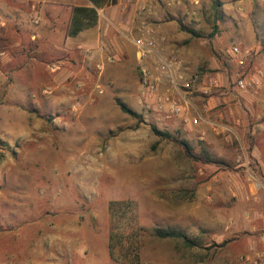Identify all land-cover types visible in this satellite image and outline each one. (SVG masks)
<instances>
[{"label": "rangeland", "instance_id": "1", "mask_svg": "<svg viewBox=\"0 0 264 264\" xmlns=\"http://www.w3.org/2000/svg\"><path fill=\"white\" fill-rule=\"evenodd\" d=\"M237 1L200 0L191 12L186 0L178 6L158 0L150 15L175 20L185 36L179 42L188 51L185 62L167 41L159 53L182 61L193 90L177 93L167 70L153 61L144 66L161 93L179 101L188 116H200L197 124L164 119L143 96L133 41L131 58L108 63L106 57L79 78L67 58L69 68L55 81L59 57L13 50L0 40V264H239L246 232H232L231 213L221 211L237 202H216L202 191L208 160L198 139L207 123L204 106L219 95L231 99L235 70L244 71L232 62L231 48L250 50L245 66L264 72V0ZM3 30L10 36L12 26L0 24ZM210 78L219 88L200 95ZM247 92L253 100L238 111L250 117L253 144L264 129V78ZM117 101L136 117L121 112ZM175 140L185 141L197 159ZM231 170L243 175L241 168ZM155 229L181 233L192 244L159 238Z\"/></svg>", "mask_w": 264, "mask_h": 264}, {"label": "crops", "instance_id": "2", "mask_svg": "<svg viewBox=\"0 0 264 264\" xmlns=\"http://www.w3.org/2000/svg\"><path fill=\"white\" fill-rule=\"evenodd\" d=\"M186 1L194 12V5L200 0H196L198 4H193L195 0ZM181 2L176 0L169 6H178ZM158 3V0H0V24L12 26L10 36H5L4 30L0 32V40L8 41L13 50L59 57L62 61L52 69L59 70L55 81L63 70L69 68L64 65L67 58L74 62L71 72H75L78 78L91 72L92 65L106 57L131 58L130 47L139 25L152 28L157 38L167 41V49L178 53L185 62L188 51L185 46H179L185 36L178 32L176 21L161 20L158 14L152 20L150 18ZM74 7L94 8L97 20L92 27L69 36ZM177 62L182 63L179 58ZM106 71H111V67L107 66ZM231 91L232 100L219 95V98L210 99L203 109L206 113L204 123L209 126L207 123L202 125L198 136L208 160L202 166L207 175L202 191H208L210 196L207 198L216 202H237L236 207L226 204L221 211L231 213L228 223L232 232L236 235L246 232L242 250H264V144L259 145V141L264 140V129L255 136L258 143L252 144L255 129L253 131L252 124H249V115H239L238 109L248 107L253 99L247 90L238 91L232 87ZM250 165L256 168V173L250 171ZM236 168H241L243 175L231 170ZM221 211L219 207L214 210L219 217L217 224ZM228 228L227 225L225 230Z\"/></svg>", "mask_w": 264, "mask_h": 264}, {"label": "built area", "instance_id": "3", "mask_svg": "<svg viewBox=\"0 0 264 264\" xmlns=\"http://www.w3.org/2000/svg\"><path fill=\"white\" fill-rule=\"evenodd\" d=\"M167 5L176 3V0H160ZM193 4H198V1H193ZM165 40L156 37L155 32L150 27H143L141 29V35L133 40L135 47L136 59L141 64V87L143 89V96L146 98H152L157 107L159 113L162 114L164 119L180 118L184 123L197 124L200 116L190 117L187 114L186 108L177 100L173 99L167 93H161L159 91V84L152 80L151 73L144 66L147 61H153L156 65L161 66L164 70H167L168 77L172 88L179 93L180 90L188 92L193 90V82L185 78L184 74L180 71V65L174 57L171 59H163L160 57L159 50L164 44ZM231 60L237 68H244V71L240 72L235 70L233 88L238 91H246L257 87L262 78H264V72L260 69L252 70L245 66V61L250 53L248 49H241L238 46H233L230 50ZM108 63H112L113 60L107 57ZM102 66L98 65L97 69H101ZM219 88V81L217 78H210L207 83H202L198 92L202 96H210L211 93ZM239 264H264V250L249 249L242 254L239 258Z\"/></svg>", "mask_w": 264, "mask_h": 264}, {"label": "trees", "instance_id": "4", "mask_svg": "<svg viewBox=\"0 0 264 264\" xmlns=\"http://www.w3.org/2000/svg\"><path fill=\"white\" fill-rule=\"evenodd\" d=\"M216 7L214 9L216 10ZM97 20V13L94 8L90 7H74L72 11V17H71V22L68 30V35L69 36H75L77 35L80 31L87 29L89 27H92L95 25ZM117 106L119 107L120 111L128 114L130 116L136 117V113L133 112L131 109H129L125 104L122 102L117 101L116 102ZM152 132L155 136L167 139L170 138V135L168 133H162L158 131L155 128H152ZM175 142L181 146V148L184 150L185 154L189 158L197 159L191 152V149L189 145L182 140H175ZM4 144V142H1ZM4 158V153L0 151V162ZM155 233L159 238L166 239V238H179L183 239L185 242H187L186 238L184 235L181 233H177L176 231L173 230H160V229H155ZM191 243L192 242H187ZM132 264H140L137 259H134V262Z\"/></svg>", "mask_w": 264, "mask_h": 264}]
</instances>
